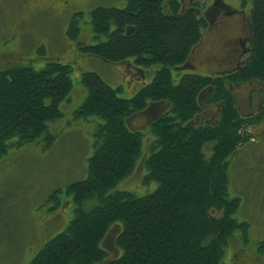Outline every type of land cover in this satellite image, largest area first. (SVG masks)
I'll use <instances>...</instances> for the list:
<instances>
[{
    "label": "trees",
    "instance_id": "obj_1",
    "mask_svg": "<svg viewBox=\"0 0 264 264\" xmlns=\"http://www.w3.org/2000/svg\"><path fill=\"white\" fill-rule=\"evenodd\" d=\"M249 2V53L218 73L201 71L192 60L210 22L200 10L183 9L180 0H126L90 10L94 41L79 48L106 61H131L152 78L128 96L98 72L82 73L87 95L75 115L102 118L96 148L87 176L66 186L74 202L71 220L28 264H225L235 230L249 226L238 220L240 197L230 189L228 161L251 135L240 131L248 117L239 111L232 85L259 79L264 86V0H243L245 8ZM79 20L70 24L73 38ZM39 50L46 54L44 45ZM45 58L41 68H0V156L11 143L54 138L49 122L64 115L73 65ZM151 103L162 108L150 122L144 153L146 128L130 121ZM206 106L217 109L215 122L204 115ZM256 115L264 116V105ZM211 142L207 156L204 147ZM138 162L146 168L143 181L157 182L146 194L118 188ZM109 235L120 250L116 255L105 247Z\"/></svg>",
    "mask_w": 264,
    "mask_h": 264
},
{
    "label": "rangeland",
    "instance_id": "obj_2",
    "mask_svg": "<svg viewBox=\"0 0 264 264\" xmlns=\"http://www.w3.org/2000/svg\"><path fill=\"white\" fill-rule=\"evenodd\" d=\"M124 1L0 0V68H41L46 63L45 56L73 65L69 99L61 102L64 115L49 122L54 138L41 137L21 145L11 143L0 156V264H28L44 242L64 229L73 216L74 202L66 186L87 176L89 159L96 148L95 130L102 121L94 115H75L87 95L80 80L82 73L96 71L109 84L122 87L121 94L128 96L152 78V73L146 74L131 61L110 62L79 48L82 43L94 41L90 10L101 5L123 6ZM180 1L183 9L203 6L210 22L192 56L199 70L218 73L245 60L251 42L250 2L245 8L243 0ZM78 17L79 34L73 38L68 30ZM43 45L45 55L39 50ZM232 89L239 111L248 117L240 131L251 135L239 142L228 161L230 189L231 195L240 197L238 220L247 221L249 226L235 230L223 262L264 264V116L256 118L264 105V86L255 79L234 84ZM161 108V103H151L131 118V127L146 128L144 153L151 140L150 122ZM204 109V115L215 122L217 109ZM213 144L204 147L207 156L211 155ZM141 162L119 182L118 188L146 194L157 186L155 180L143 181L146 168L143 171ZM59 188L60 196L50 197ZM104 244L111 255L120 252L113 235Z\"/></svg>",
    "mask_w": 264,
    "mask_h": 264
},
{
    "label": "flooded vegetation",
    "instance_id": "obj_3",
    "mask_svg": "<svg viewBox=\"0 0 264 264\" xmlns=\"http://www.w3.org/2000/svg\"><path fill=\"white\" fill-rule=\"evenodd\" d=\"M58 1H60V0H58ZM62 1V0H61ZM192 8H195L196 10H201L200 12H203L202 11V7L199 9L198 7H194V6H192ZM204 13V12H203Z\"/></svg>",
    "mask_w": 264,
    "mask_h": 264
}]
</instances>
